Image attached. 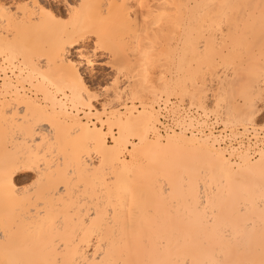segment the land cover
<instances>
[{
	"label": "bare ground",
	"instance_id": "6f19581e",
	"mask_svg": "<svg viewBox=\"0 0 264 264\" xmlns=\"http://www.w3.org/2000/svg\"><path fill=\"white\" fill-rule=\"evenodd\" d=\"M72 2L0 5V264H264V0Z\"/></svg>",
	"mask_w": 264,
	"mask_h": 264
},
{
	"label": "rangeland",
	"instance_id": "374dc122",
	"mask_svg": "<svg viewBox=\"0 0 264 264\" xmlns=\"http://www.w3.org/2000/svg\"><path fill=\"white\" fill-rule=\"evenodd\" d=\"M73 2H74V5H76V3H78V0H72ZM30 2H31V0H0V5H11V4H13V5H15V6H13V7H15V8H19L18 6H25V5H29L30 4ZM72 2V3H73ZM76 2V3H75ZM17 6V7H16ZM12 7V8H13ZM15 8H13V9H15ZM13 9H12V11H13ZM63 10V7L61 8V11ZM13 12H15V11H13ZM19 13V15L21 16V10H19L18 11ZM18 14H16V16H18ZM61 22V24L64 26V25H68L69 24V22L68 21H70L69 20V17L67 16V15H65V12L64 11H62V15H61V20H60ZM4 25H5V23H4ZM3 25V28L4 27H8V26H4ZM9 29H10V27H8ZM8 28H6L7 30H5V31H9V29ZM61 29V27H59L58 29H56V30H50V31H46V36L48 35V36H53L55 33H57L59 30ZM10 32V31H9ZM9 32H7L9 35H11ZM34 36H36L37 38H38V36H40V35H38V34H35ZM93 39V38H92ZM136 39H137V37L135 38V40H134V42L136 41ZM137 40H139V41H141V39H137ZM138 41V42H139ZM137 42V41H136ZM138 42H137V44H138ZM143 42V41H142ZM140 43V42H139ZM135 44V43H134ZM133 43L132 44H128L127 46H124V47H122V48H120V49H117V52L119 53L118 55L119 56H124L123 58L124 59H126L127 57L128 58H132V56L134 57V55H132L133 53H137V55H138V53L140 54L141 52H137L136 50H140L141 49V47L140 46H142V48L144 49H146V45H144V43H142V45H140V46H136V48L137 49H135V46H133L134 45ZM89 45V47L91 48L92 46V43H89L88 44ZM136 45V44H135ZM135 49H133L132 47ZM174 46H176V45H174ZM174 46H171V47H173L174 48ZM157 47H159L158 45H156V48L153 46V48L152 47H150V48H152V49H150V50H153V51H151V53L153 52V53H156V55L155 54H153L154 56H156V58L157 57H161V56H163V54H162V52H164L161 48H158L157 49ZM166 47V46H165ZM170 47V46H169ZM169 47H167L168 49L167 50H170L169 49ZM170 47V48H171ZM177 47V48H176ZM175 48L176 49H181V48H179L178 46H176ZM172 48V49H173ZM199 48H201V47H198L197 48V50L199 49ZM203 48V47H202ZM201 48V49H202ZM171 49V50H172ZM200 49V50H201ZM205 49H207V48H205L204 47V49H202V50H205ZM218 48H215V50H217ZM221 49V48H220ZM259 49V48H258ZM257 48H254V50H252L253 52H250L249 51V55H253V56H256L258 59V64H260V66L262 65L263 67V70H264V56H263V54H264V48H262L261 50H258ZM132 50H134V52L132 53ZM201 50V51H202ZM223 50V49H222ZM240 50H242V53H240L241 51H238L239 53H234V55L236 56V57H234L235 58V60L236 61H244L242 64L244 65V66H246V65H251V63H252V61L251 60H249V61H245L246 59H250V58H247L246 57V52H243V49H240ZM141 51H142V49H141ZM145 50H143L142 51V53L144 52ZM244 51H245V49H244ZM257 52V53H256ZM135 53V54H136ZM245 55H244V54ZM261 53V55L263 56V57H260L259 56V54ZM125 54H127V56L125 55ZM131 54V55H130ZM33 57H34V55H36V54H34V52H32V54H31ZM129 55V56H128ZM242 55V56H241ZM126 56V57H125ZM259 56V57H258ZM242 57V58H241ZM72 59H76L77 60V58H75V57H73L72 56ZM259 61L261 62V63H259ZM1 62V61H0ZM257 62V61H256ZM13 63H14V65L17 67V68H12V71H13V73L12 74H9V75H11L12 77H14L16 74H18V72H19V69L20 68H22L23 66H20V62H19V60H15L14 59V61H13ZM44 63V61H41V63L40 64H43ZM1 64H2V66H4V67H8V70H11V66H9V64L8 63H4L3 61L1 62ZM82 70H83V68H81ZM89 70L87 71V72H85V70H81L82 71V73H84L83 75H84V77L86 78V81H87V83H88V85L90 86V89L92 90V91H97V92H99L100 90H101V88H103V86H106V83L108 84V82H109V80L108 79H110V76H111V72L108 70V68H104V67H99V66H95V65H93L92 67H89L88 68ZM11 73V72H10ZM216 73V75L214 74V77H213V85H215V83H216V81H217V74L218 75H220V74H224L225 72L223 71V68L222 69H219L218 71H216L215 72ZM90 74H92L91 76H89ZM153 74H155L154 72H153ZM220 76H223V75H220ZM89 77H91V78H89ZM89 78V79H88ZM92 86V87H91ZM98 89H99V91H98ZM213 89H214V87H213ZM212 89V90H213ZM262 89H264V86L262 87ZM179 100L178 99H176V98H171L170 100H169V103H170V106L169 107H167V112H165L167 115L166 116H169V118L168 119H170L171 121H164V122H162L163 123V125H172V123L174 122V116L176 117V114H174L173 112H171L172 111V109L170 110V107H172L173 105L175 106V105H177V104H179V102H178ZM185 102L187 103V101H184V102H182L181 104H185ZM214 101H212V97H210V99H208V101L207 102H205V103H207V107H209V109H211V107L215 104V103H213ZM162 106V105H161ZM160 106V107H161ZM164 107V106H163ZM258 109H260V114L257 116V118H256V125H253V126H250V125H248V126H246L247 128L248 127H252V128H256L257 130H258V132H256V133H252V137L255 139V143H250V139H248L247 138V142L245 143V141L243 140V137H245L246 135H244V134H249V131H245V128L244 127H241V126H236V127H234V128H230L231 129V135H233V137L234 138H236V144L237 145H235V147H237V146H242V148H244V147H246V146H248L249 148H248V151L252 154V155H256L257 154V150L261 147L260 145H258L259 143H261V142H259L258 143V141L259 140H261V135L259 134V132H262V133H264V96H263V99H262V101H260L259 103H258ZM156 108L157 109H159V106L157 107L156 106ZM165 111V110H164ZM169 114H171V116L169 115ZM210 114H212V113H210ZM161 116H162V112H161ZM161 118L162 117H160V121H161ZM219 120V119H218ZM219 125L221 124L222 126H224L223 124H222V122L219 120ZM223 128V127H222ZM247 128H246V130H247ZM163 129V128H162ZM225 129H228V127H225L224 128V130ZM229 129V130H230ZM252 130V129H251ZM162 131V130H161ZM160 131V132H161ZM237 138H241L239 141H238V139ZM250 143V144H249ZM252 144V145H251ZM250 145V146H249ZM258 145V146H257ZM261 145H264V144H261ZM253 147L254 148H256V151L255 152H251V150L253 149ZM21 178H23V179H25V177L24 176H21ZM173 206V205H172Z\"/></svg>",
	"mask_w": 264,
	"mask_h": 264
},
{
	"label": "built area",
	"instance_id": "2783aa9c",
	"mask_svg": "<svg viewBox=\"0 0 264 264\" xmlns=\"http://www.w3.org/2000/svg\"><path fill=\"white\" fill-rule=\"evenodd\" d=\"M161 121L162 122H164V121H167V118H166V113L164 112H162V118H161ZM208 124H210L209 125V127L212 129V130H214L215 131V134H218V135H220L221 136V138H223L224 139V142H223V144H232V145H236L235 144V141L233 140H231V138L229 137V133L227 132V131H225V132H221V130L223 129L218 123H216V121H215V119L213 118V117H211L210 119H209V121H208ZM218 131H220V132H218ZM205 132H208L207 130L205 131ZM261 135V141L260 142H262V143H264V134H260ZM246 138H248V139H250V141L251 142H254V139L252 138V135L251 134H249V135H247L246 136ZM246 141H247V139H246ZM252 153L253 152H255V151H251Z\"/></svg>",
	"mask_w": 264,
	"mask_h": 264
}]
</instances>
